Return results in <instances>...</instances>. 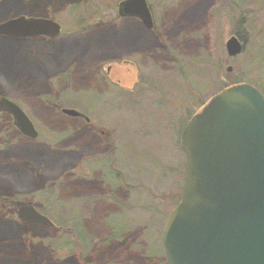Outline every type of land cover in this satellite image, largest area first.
<instances>
[{
  "label": "rangeland",
  "instance_id": "374dc122",
  "mask_svg": "<svg viewBox=\"0 0 264 264\" xmlns=\"http://www.w3.org/2000/svg\"><path fill=\"white\" fill-rule=\"evenodd\" d=\"M120 1L14 0L19 14L0 11V23L27 16L62 26L56 37L0 36V97L39 132L25 136L0 115V196L34 204L56 225L26 223L4 209L28 239L22 264H162L172 178L163 171L185 161L181 126L236 78L264 93L262 28L247 34L241 54L226 50L240 29L238 4L254 0H148L153 28L120 17ZM58 221L90 230L93 246L64 247L75 238Z\"/></svg>",
  "mask_w": 264,
  "mask_h": 264
},
{
  "label": "water",
  "instance_id": "95a60500",
  "mask_svg": "<svg viewBox=\"0 0 264 264\" xmlns=\"http://www.w3.org/2000/svg\"><path fill=\"white\" fill-rule=\"evenodd\" d=\"M118 12L154 27L147 0H122ZM61 31L50 18L18 16L0 23V36L13 38L56 37ZM243 47L237 35L226 42L230 57ZM62 112L90 121L73 108ZM3 113L23 135L38 137L28 114L6 97H0ZM181 145V200L162 230L167 264H264V93L247 82L223 88L187 121ZM16 215L26 223L55 226L32 204L16 208Z\"/></svg>",
  "mask_w": 264,
  "mask_h": 264
},
{
  "label": "trees",
  "instance_id": "16d2710c",
  "mask_svg": "<svg viewBox=\"0 0 264 264\" xmlns=\"http://www.w3.org/2000/svg\"><path fill=\"white\" fill-rule=\"evenodd\" d=\"M2 5L0 6V11L4 14H6L7 17H14L17 14H19L17 10V5L14 2V0H3ZM11 4V6H9ZM242 7L241 15H240V29L237 33L239 38L242 41H246L247 34H252V32L255 31V28L259 26L262 33H264V7L257 8V1H252V6L248 5L246 8L244 7V3L238 4ZM262 15H261V14ZM261 76L264 77V72H260ZM243 81L242 77L236 78L230 82V84L226 85H232L235 83H240ZM264 84V83H263ZM225 86V87H226ZM262 91V90H261ZM263 92V91H262ZM183 126V125H182ZM182 126L179 131L182 130ZM14 128V126H13ZM181 151L182 147H180ZM184 153V152H183ZM163 174L168 172L172 174V178L170 180L171 184L169 185V189H167L166 192V199H167V209L165 210L164 216H168V214L171 212V210L177 205V203L181 199V179L179 177H182L185 173V166L183 161H179L176 164L172 165L171 169L169 167H164ZM168 169V170H167ZM13 201V200H11ZM7 202L6 197L0 196V264H22V260L28 255H30V251L28 248V239L21 235L16 228H14L10 222L5 218L1 213L4 211L7 207H13L14 208V201L13 202ZM157 211L160 212V209L154 208L152 212L157 213ZM18 219V218H17ZM19 220V219H18ZM59 229L62 230L61 225H70L72 233L74 235L75 240L73 239H67L64 241L63 245L64 247H68L70 244L77 246L78 248H81V250L85 249L90 245L93 246L94 238L90 233V230H86L84 233H82L77 225L75 223L68 224L67 221L65 222H57ZM58 233V231H57ZM88 244L85 248V245ZM163 249V247H162ZM161 249V250H162ZM72 252H74V249H72ZM162 257H163V263L167 264L164 251H162ZM90 264H100L97 263V261H93Z\"/></svg>",
  "mask_w": 264,
  "mask_h": 264
},
{
  "label": "flooded vegetation",
  "instance_id": "af4514ba",
  "mask_svg": "<svg viewBox=\"0 0 264 264\" xmlns=\"http://www.w3.org/2000/svg\"><path fill=\"white\" fill-rule=\"evenodd\" d=\"M130 18V17H133V16H123L122 18ZM136 18V17H135ZM83 175V174H82ZM113 193V192H112ZM112 193H110V194H112ZM18 204V203H17ZM22 205H26V204H20V205H14V211L16 212V208H19L20 206H22ZM32 205H34V204H32ZM35 206V205H34ZM36 207V206H35ZM37 208V207H36ZM38 209V208H37ZM39 210V209H38ZM40 211V210H39ZM41 212V211H40ZM44 214V213H43ZM56 226V225H55ZM55 226H53V227H55Z\"/></svg>",
  "mask_w": 264,
  "mask_h": 264
},
{
  "label": "bare ground",
  "instance_id": "6f19581e",
  "mask_svg": "<svg viewBox=\"0 0 264 264\" xmlns=\"http://www.w3.org/2000/svg\"><path fill=\"white\" fill-rule=\"evenodd\" d=\"M9 6H11V4H9Z\"/></svg>",
  "mask_w": 264,
  "mask_h": 264
}]
</instances>
